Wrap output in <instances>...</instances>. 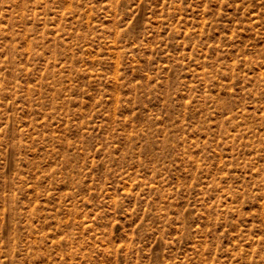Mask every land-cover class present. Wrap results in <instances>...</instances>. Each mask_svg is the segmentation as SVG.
<instances>
[{"label":"rangeland","instance_id":"374dc122","mask_svg":"<svg viewBox=\"0 0 264 264\" xmlns=\"http://www.w3.org/2000/svg\"><path fill=\"white\" fill-rule=\"evenodd\" d=\"M0 264H264V0H0Z\"/></svg>","mask_w":264,"mask_h":264}]
</instances>
